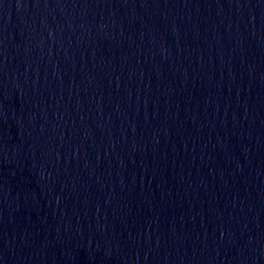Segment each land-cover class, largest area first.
<instances>
[{"label":"water","instance_id":"1","mask_svg":"<svg viewBox=\"0 0 264 264\" xmlns=\"http://www.w3.org/2000/svg\"><path fill=\"white\" fill-rule=\"evenodd\" d=\"M0 264H264V0H0Z\"/></svg>","mask_w":264,"mask_h":264}]
</instances>
